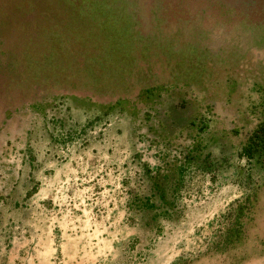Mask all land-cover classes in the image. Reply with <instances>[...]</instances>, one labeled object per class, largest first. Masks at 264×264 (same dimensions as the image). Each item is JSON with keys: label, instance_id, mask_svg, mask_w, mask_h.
Listing matches in <instances>:
<instances>
[{"label": "rangeland", "instance_id": "obj_1", "mask_svg": "<svg viewBox=\"0 0 264 264\" xmlns=\"http://www.w3.org/2000/svg\"><path fill=\"white\" fill-rule=\"evenodd\" d=\"M262 126L264 0H0V264H264Z\"/></svg>", "mask_w": 264, "mask_h": 264}, {"label": "crops", "instance_id": "obj_2", "mask_svg": "<svg viewBox=\"0 0 264 264\" xmlns=\"http://www.w3.org/2000/svg\"><path fill=\"white\" fill-rule=\"evenodd\" d=\"M44 241L42 240V243ZM13 250L6 256L8 264H58L53 256L52 247L49 245L48 250L41 246L38 252H32L31 240L25 235L17 236L13 241Z\"/></svg>", "mask_w": 264, "mask_h": 264}, {"label": "trees", "instance_id": "obj_3", "mask_svg": "<svg viewBox=\"0 0 264 264\" xmlns=\"http://www.w3.org/2000/svg\"><path fill=\"white\" fill-rule=\"evenodd\" d=\"M262 135H264V127L263 126L262 127H259V129H257L255 131V136L257 138L261 137Z\"/></svg>", "mask_w": 264, "mask_h": 264}]
</instances>
